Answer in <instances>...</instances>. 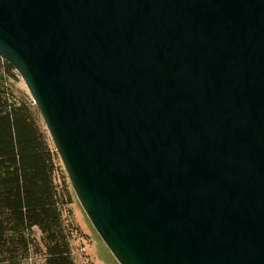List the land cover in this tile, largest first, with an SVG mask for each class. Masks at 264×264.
<instances>
[{
    "label": "water",
    "instance_id": "95a60500",
    "mask_svg": "<svg viewBox=\"0 0 264 264\" xmlns=\"http://www.w3.org/2000/svg\"><path fill=\"white\" fill-rule=\"evenodd\" d=\"M0 57L119 264H264V0H0Z\"/></svg>",
    "mask_w": 264,
    "mask_h": 264
},
{
    "label": "trees",
    "instance_id": "16d2710c",
    "mask_svg": "<svg viewBox=\"0 0 264 264\" xmlns=\"http://www.w3.org/2000/svg\"><path fill=\"white\" fill-rule=\"evenodd\" d=\"M17 74L0 57V262L18 264L37 252L45 264H77L59 155L33 100L16 95L10 80Z\"/></svg>",
    "mask_w": 264,
    "mask_h": 264
},
{
    "label": "rangeland",
    "instance_id": "374dc122",
    "mask_svg": "<svg viewBox=\"0 0 264 264\" xmlns=\"http://www.w3.org/2000/svg\"><path fill=\"white\" fill-rule=\"evenodd\" d=\"M17 72V71H16ZM18 73V72H17ZM10 83L15 90L18 97H27L31 100L32 97L27 89L25 82L18 73L17 76L10 80ZM34 102V101H33ZM35 104V103H34ZM61 169L58 172L57 181L62 185L64 191L62 194L65 195V210L64 216L68 225L74 227L71 243L73 247V255L75 257L77 264H92L89 257H113L107 246L103 243L100 236L96 232L95 228L92 226L91 221L85 214L75 192L71 185L70 179L66 172V169L60 159ZM75 227L77 229H75ZM87 232H90L94 238V241L87 237L89 236ZM34 235L39 241L41 238V232L39 229H34ZM86 247L83 249V247ZM115 264H119L118 261L114 260ZM0 264H9L7 262H0ZM18 264H45V259L42 253L32 252L31 255Z\"/></svg>",
    "mask_w": 264,
    "mask_h": 264
},
{
    "label": "crops",
    "instance_id": "0c3cea01",
    "mask_svg": "<svg viewBox=\"0 0 264 264\" xmlns=\"http://www.w3.org/2000/svg\"><path fill=\"white\" fill-rule=\"evenodd\" d=\"M88 233V237L87 239L89 238L91 240V242L94 241V238L92 236V234L90 232H87ZM86 248L85 246L83 247V249ZM111 254V253H110ZM92 261V264H115L114 263V260L115 258L114 257H89Z\"/></svg>",
    "mask_w": 264,
    "mask_h": 264
}]
</instances>
